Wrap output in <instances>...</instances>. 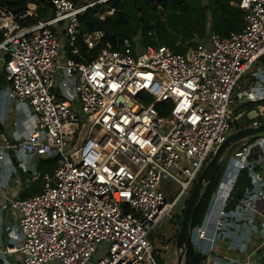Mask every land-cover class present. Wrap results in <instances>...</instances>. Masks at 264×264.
<instances>
[{
	"label": "built area",
	"instance_id": "obj_1",
	"mask_svg": "<svg viewBox=\"0 0 264 264\" xmlns=\"http://www.w3.org/2000/svg\"><path fill=\"white\" fill-rule=\"evenodd\" d=\"M46 1L53 10L46 19L36 20L34 3L18 15L0 8L6 81L0 123L7 129L0 130V178L1 163L8 161L12 173L19 169L42 181L39 192L1 206L18 216V237L10 230L13 240L0 247V264H158L152 232L169 222L158 243L175 242L197 176L240 125L235 109L254 99L240 81L264 56V0H238L243 26L227 36L209 31L195 37L185 53L143 45L139 36L94 53L102 30L82 34V51L79 15L106 0ZM112 12L105 8L98 17ZM27 16L35 22L15 20ZM166 101L169 114L161 116L156 105ZM52 157V169L39 173L38 161ZM263 159L264 145L256 141L230 156L213 194L238 161L231 189L215 208L220 236L244 218L247 242L255 236L264 241L262 178L259 204L256 193L247 192L226 208L239 172L251 174ZM167 179L174 183L170 198L160 189ZM206 225L204 218L192 229L191 243L202 254Z\"/></svg>",
	"mask_w": 264,
	"mask_h": 264
},
{
	"label": "trees",
	"instance_id": "obj_2",
	"mask_svg": "<svg viewBox=\"0 0 264 264\" xmlns=\"http://www.w3.org/2000/svg\"><path fill=\"white\" fill-rule=\"evenodd\" d=\"M71 1L75 4H88L96 0ZM29 3L36 4V20L46 19L53 13L52 7L46 0H0V8L13 15H18L27 9ZM237 3L238 0H106L87 8L79 15L81 33L79 42L83 51L85 45L81 41L82 34L93 30H102L105 35L93 49L94 53L104 47L106 43L117 46L123 39L135 36L140 37L143 45L163 44L176 52L185 53L187 48L193 44L195 37L204 38L209 31L220 36H227L231 31L240 29L243 26V12ZM105 8L112 9L113 12L101 19L98 17V13L103 12ZM15 20L20 25H29L35 22L33 17L28 16L25 18L16 17ZM1 40L2 32L0 31ZM5 84L4 75L0 72V89ZM170 106V103L166 101L157 104L156 109L161 116H168ZM252 121L254 120L245 116L244 124L252 123ZM256 121L264 122V115L256 117ZM241 127L237 124L236 129ZM0 130H3L1 123ZM262 136L264 135L253 137L250 140ZM247 143L249 142L247 141ZM55 164L56 157L41 159L37 168L42 174L52 169ZM224 167V163L220 162L214 179L199 200L191 222L192 229L202 222L210 199L218 187ZM41 182L39 177L27 191L21 194V197L25 198L39 192ZM246 186L251 187L252 185L247 170L243 169L233 184L227 209L234 206L240 196L239 191H242ZM156 258L158 264H163L161 259L157 256ZM203 260L204 255L196 251L190 243L185 251L183 264H201Z\"/></svg>",
	"mask_w": 264,
	"mask_h": 264
},
{
	"label": "crops",
	"instance_id": "obj_3",
	"mask_svg": "<svg viewBox=\"0 0 264 264\" xmlns=\"http://www.w3.org/2000/svg\"><path fill=\"white\" fill-rule=\"evenodd\" d=\"M240 83L243 89H251L254 95V99L250 101H244L243 104L240 105V107H237L239 108L238 114L240 115L239 120L241 121L239 123L243 127L245 125L252 124H244L245 116H247V118L250 120H256V117H254V115L252 117V112L254 110L262 113L259 116L264 115V56L260 58L251 67V69H249L247 73H245ZM236 126L237 124H235L234 129H236ZM251 141H256V144L259 145H264V136L259 137L255 140H248V142ZM8 157L10 158V156ZM1 166H3L4 168L2 170V176L0 178V210L1 206L8 203L11 198L21 197V194L27 191L30 185L39 178L38 177L37 179L31 180L29 174H24L19 169L17 170V172L12 173L8 161L2 162ZM249 175L248 177L250 178V183L252 186H246L242 191H239L240 196L238 197V201L234 204V206L247 192L256 193L255 195L257 196V200L255 203L259 204L260 198L257 195V191L259 189L258 178H262L264 180V159L255 164V171H253ZM214 198H217V204L221 202V199L220 197H218V195H215ZM209 205L203 217V219L206 218L207 221L206 227L208 236L205 242L207 250L206 254H202L200 252L202 255H204V260L201 264H264V241H262V239L258 236L253 237L251 239V242H247L246 240L245 230L246 226L248 225V221H246L244 218H238V221L234 224V230L227 231L224 237L223 235L220 236L215 232L214 227L216 207H213L212 209L210 208L211 210L209 213ZM211 205H213V201ZM234 206L230 209H233ZM0 215V247L3 248L8 244L9 241L13 240L12 237H9L10 230L14 231L13 234L18 237V235L15 234L18 216L12 215L8 208L1 210ZM254 219H256V217ZM262 225H264V223H262ZM15 240L20 241V237ZM246 243L248 244L245 248L244 246ZM164 246L166 245L163 243H157V245L155 246L154 255L159 259H161ZM194 249L198 251L195 247ZM17 257L19 258L18 253L15 255V258Z\"/></svg>",
	"mask_w": 264,
	"mask_h": 264
},
{
	"label": "water",
	"instance_id": "obj_4",
	"mask_svg": "<svg viewBox=\"0 0 264 264\" xmlns=\"http://www.w3.org/2000/svg\"><path fill=\"white\" fill-rule=\"evenodd\" d=\"M260 135H264V122L258 124L257 126L250 124L232 130L224 139V141L216 148L211 158L205 164L189 192L182 211L181 220L175 236V247L178 250V254L174 264L183 263L185 251L192 239L191 222L193 220L197 204L206 188L214 179L223 154L227 150L235 147L238 143L248 141L251 138ZM222 176L220 181L222 180ZM219 185L220 183L218 186Z\"/></svg>",
	"mask_w": 264,
	"mask_h": 264
},
{
	"label": "rangeland",
	"instance_id": "obj_5",
	"mask_svg": "<svg viewBox=\"0 0 264 264\" xmlns=\"http://www.w3.org/2000/svg\"><path fill=\"white\" fill-rule=\"evenodd\" d=\"M4 17V16H3ZM10 107V104L8 105V108ZM240 107V106H239ZM239 112V108H236L235 109V114H237ZM9 120H10V118H9ZM238 122H241L240 120L238 121ZM237 122V123H238ZM10 124V123H9ZM4 129V131L5 132H7L6 130V128H3ZM233 129H234V127H233ZM245 143H247L246 141L245 142H240V143H238L237 144V146L236 147H234L233 149H229V150H227L224 154H223V156H222V158H221V162H223L224 163V170H225V168H226V166H227V164H228V161H229V158H230V156L231 155H233V153L235 152V151H239V150H241V147L243 146V144H245ZM224 170H223V172H224ZM222 175H223V173H222ZM172 185H174V183L171 181V180H169V179H167V180H165V181H163L162 182V184H161V187H160V189H161V191L164 193V195L167 197V198H170L171 196L169 195V193H170V190H171V188H172ZM180 220H181V216H180V218H179V222H180ZM169 228V222H166L165 223V226H163V227H161L160 229H158V232H157V234H155V231H153L152 232V235H153V237H154V239H153V245H157V243H158V240H160V236H161V234L163 235V233H164V231H165V229L167 230ZM150 238V237H149ZM170 237H168V239H169ZM156 240H157V242H156ZM164 244L166 245V246H164V248H163V250H162V255H161V259H162V261H163V264H174L175 263V261H176V258H177V254H178V250L176 249V247H175V242H172V243H170V240H168L167 242H164ZM154 258H155V260L158 262V260H157V258H156V256L154 255ZM183 263H184V260H183ZM182 263V264H183Z\"/></svg>",
	"mask_w": 264,
	"mask_h": 264
},
{
	"label": "bare ground",
	"instance_id": "obj_6",
	"mask_svg": "<svg viewBox=\"0 0 264 264\" xmlns=\"http://www.w3.org/2000/svg\"><path fill=\"white\" fill-rule=\"evenodd\" d=\"M2 103H3V100L1 101V106H2ZM1 106H0V110H1ZM238 165H239V162L237 161H232L230 166H228L229 168H227V171L224 175V178H223V181H222V184L219 188V191L216 195H218V197H220L221 199V202L219 204L216 203V200L217 198H214V196L212 197L211 199V202H210V207H209V213H210V210L213 208V207H218L221 205L224 197L228 194V192L230 191L231 189V185H232V182H233V179L235 177V174H236V170L238 168ZM212 201H213V205L212 204ZM211 208V209H210Z\"/></svg>",
	"mask_w": 264,
	"mask_h": 264
}]
</instances>
